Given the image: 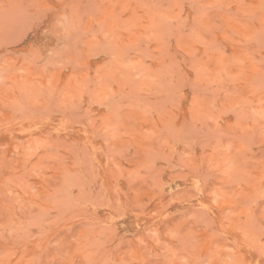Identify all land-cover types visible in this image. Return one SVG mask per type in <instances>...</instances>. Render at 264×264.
<instances>
[{
  "label": "rangeland",
  "instance_id": "374dc122",
  "mask_svg": "<svg viewBox=\"0 0 264 264\" xmlns=\"http://www.w3.org/2000/svg\"><path fill=\"white\" fill-rule=\"evenodd\" d=\"M0 264H264V0H0Z\"/></svg>",
  "mask_w": 264,
  "mask_h": 264
}]
</instances>
